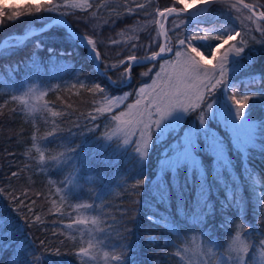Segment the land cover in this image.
Segmentation results:
<instances>
[{"label":"snow or ice","instance_id":"6c2138e0","mask_svg":"<svg viewBox=\"0 0 264 264\" xmlns=\"http://www.w3.org/2000/svg\"><path fill=\"white\" fill-rule=\"evenodd\" d=\"M109 8L108 18L98 26L100 10ZM25 16L34 18L30 23L39 21L40 27L22 36L8 34L0 41V57L16 53L26 42L32 44L27 60L16 62L14 69L9 66L13 75L23 66L27 78L19 82V94L12 101L26 116L35 118L39 113L50 123L45 135L33 136L34 142H41L34 143L35 154L30 149L28 153L42 172L54 170L49 175L59 177L49 181V192L54 191L49 212L67 215L70 222L64 227L79 231L81 242L74 247L79 249L80 264H91L99 255L98 248L109 247L105 237L110 240L113 232L118 235L117 225L136 211L121 209L118 221L115 215L109 219L102 202L69 203L80 201L85 187L92 191L99 179L91 174L87 146L76 142L86 134L96 136L91 158L111 148L106 160L117 163L123 158L129 165L133 194L148 196L143 203H134L146 210L149 222L162 225L178 238L176 264H194L193 257L195 264H205V256L214 264H264V232L254 239V229L246 227L242 215L241 223L227 216L229 209L243 214L248 207L264 215V186L248 163L257 148L264 158V120L250 118L257 103L264 104V0H170L163 6L159 0H123L118 7L106 0H26L22 9L9 10L0 3V30ZM117 28L115 37L106 35ZM43 33L58 37L55 43L61 50L55 46L45 49L36 38ZM123 35L130 38L121 40ZM76 48L86 51L84 64L89 71L77 69L68 59ZM45 51L48 68L40 59ZM48 72L61 73L59 79L67 76L72 82L54 88L49 85L45 90L42 85ZM138 75L147 80L130 90ZM65 90L90 98L83 101L88 110L79 113L83 122L70 120L66 133L61 125L70 119L68 110L77 109L68 104L57 111L47 102L36 103L50 91ZM132 97L134 102H129ZM220 125L231 133L230 140L214 130ZM52 144L56 147L49 151ZM230 153L241 159L243 179L234 171ZM150 167L155 168V179L146 178L145 169ZM11 175L18 177L19 173ZM221 192L223 199L217 205L212 196ZM173 195L185 221L183 228L159 211L160 205L171 207ZM0 196L12 201L13 212L24 213L19 219L25 225L44 223L33 211L36 201L26 203L27 192L17 196L0 187ZM65 205L71 211L66 212ZM214 216L222 217L219 227L209 228V218ZM123 227L127 230L126 224ZM8 231L19 234L13 264H46L44 253L26 242L19 220H4L0 214V237ZM222 235L230 241L221 243ZM68 239L75 241L76 237ZM126 241L127 236H121L119 243L111 245L118 251L103 253L110 264H129L131 245ZM154 242L153 238L147 241ZM46 244L40 241L44 251ZM54 254L60 255L59 249Z\"/></svg>","mask_w":264,"mask_h":264},{"label":"trees","instance_id":"16d2710c","mask_svg":"<svg viewBox=\"0 0 264 264\" xmlns=\"http://www.w3.org/2000/svg\"><path fill=\"white\" fill-rule=\"evenodd\" d=\"M123 0H106V3L112 7H118ZM144 2V0H141ZM170 0H159L161 6L169 3ZM6 9H22V6H5ZM111 11L109 9H101L98 21L102 24L105 19L108 18V13ZM114 14V13H113ZM32 17H22L20 20L16 21L14 24H10L8 27L0 30V41L5 39L8 34L22 36L25 31L33 30L40 27V22L30 23L33 21ZM129 19V18H125ZM116 23H119L117 21ZM129 23L132 20L129 19ZM123 26V25H122ZM119 28L111 33H106V35L116 36L119 32ZM37 39L41 40L44 44L45 49L49 46H55L59 51L61 46L55 43L58 37L48 35L46 33L38 34ZM130 36L123 35L120 37L121 40L129 39ZM259 48V45L255 46ZM32 50L31 42H26L22 46L21 50L16 53H5L4 56L0 57V187L15 191L17 196L21 195V192H27L28 198H26V203L31 205V201L35 200L36 203L32 205L33 211L41 215L44 223L36 224L34 227H29L24 224L22 219H19L24 213L19 215L13 212L14 204L10 201L7 196H0V214H3V219L6 220L8 217H14L19 220V223L23 226V237L26 239L28 245L32 248L40 249L44 253L46 264H80V257L76 255L79 251L78 247H74L75 243L80 241V233L75 228L66 229L65 224L69 223V217L58 216L54 213H50L51 208V198L54 197V191L49 192V181L52 179H58L59 177L49 175V172L54 170L41 171L39 167L35 166V161L30 158L28 150H31L32 154H35L34 143L40 144L39 140L33 141V136H43L50 128V123H45V117L42 114L37 113L36 117H28L23 111H21L20 105L12 101L13 95H18L19 92L16 88L20 87L19 82L27 78L24 76V69L21 66V70L16 72L15 75L9 70L15 68L16 62L20 60H27L29 53ZM73 51V58L68 59L75 65L77 69L83 67L84 71H89L87 65L84 64L87 53L81 48H76ZM257 57L260 56L259 52L254 53ZM40 59L46 68L50 67L49 57L45 52H41ZM264 62V61H262ZM139 71H144L143 68ZM61 73L53 74L48 72L44 77V82L42 87L46 90L49 85L53 88L57 84L64 85L65 83L72 82L67 76L64 79H59ZM147 78H142L139 75L133 81L130 86V90L136 89L141 86ZM150 82V81H149ZM253 87L258 86L252 85ZM73 92L75 90H72ZM90 99L86 95L84 97H76L69 91L54 92L50 91L49 94L40 101H36L38 104H43L47 102L49 106H54L55 110L59 111L65 108L66 105L72 104L73 108L77 109L76 112L69 111L70 119H65L62 128L67 129L71 126L70 120L81 119L79 116L80 112H85L88 110V104L83 101ZM129 102H134V97L130 98ZM250 118L256 122L264 120V104L257 103L256 108L250 114ZM39 129V131H37ZM222 135H227L229 140L231 139V134L227 129H224L220 125L217 129ZM81 141L87 146L90 156V168L91 174L97 176L99 179L93 186V190L89 191L85 187L84 191L81 193L80 201H69V203L76 202H92L99 205L101 202L106 205L105 211L111 215H115L117 220L120 219L121 209H136L132 212L131 216H126L124 220L117 225L119 228V234L113 232L111 239L105 240L108 242L109 247L98 248L97 252L99 255L91 264H110L103 253L105 251H118L116 248H111V245H115L120 242L121 236H127L126 243L131 245L130 256L131 259L129 264H176L177 257L174 256L175 247L174 245L178 243V238L175 233L170 232L168 229L164 228L162 225H157L153 222H149L146 219V210L136 205L134 201H141L143 203L148 199L147 194L144 195H134L131 187V177L132 172L129 171V165L121 158L117 163H110L105 157L108 152H111V148L107 152L98 154L95 158H91L92 149L95 148L96 136L92 134H86L77 138L76 142L79 144ZM55 144L50 145L49 151L55 149ZM236 167L234 171L243 179L242 175V163L241 159L235 154L230 153ZM38 159V156H37ZM129 159H132L131 154H129ZM152 163H156V152L152 154ZM248 163L253 169L254 175L261 178V185L264 186V158L260 155V149L257 148L253 150L248 157ZM27 165V167H26ZM19 173L18 177H12V172ZM146 178L155 179V168L150 167L145 169ZM181 182L183 181V172L180 174ZM128 180V184H122V180ZM38 193H43V195H38ZM58 199V197H56ZM223 199V193L221 192L219 196L213 194L212 201L217 203L218 200ZM249 201L251 202V197L249 196ZM159 211L164 215L168 216L171 221H173L178 228H183L184 218L180 216L176 201L173 195L172 204L170 208H166L164 205H160ZM64 210L66 212L71 211L67 205H65ZM26 211V209H25ZM99 211V209H97ZM187 211V208L185 209ZM31 215V213H29ZM241 215L247 221L246 227L251 226L253 230L252 237L254 239H259L260 234L264 232V224L261 223L264 220V215H259L257 212L253 211L251 207L245 209L243 214H238L234 209H229L227 211V216L230 219L235 220L236 223H241ZM75 216V213H73ZM210 222L208 224L209 228L215 225L219 227L220 220L222 217L214 216L210 217ZM127 225V230L123 225ZM234 227V226H233ZM10 228V226H9ZM231 230V229H230ZM63 232V235L60 233ZM53 233H56L55 235ZM234 234V232H233ZM70 235H74L76 240L73 241L68 239ZM11 237V239H9ZM19 237L18 233L13 231H8L4 237H0V245H3V251H0V264H13L17 259L15 253L19 251L16 247V239ZM153 238L154 243H147V241ZM183 239V236L181 237ZM190 239V237H189ZM45 240L47 244L45 247L47 251L41 248L40 241ZM64 241L61 244V241ZM230 241V237L221 236V243H226ZM86 246V245H85ZM59 249L60 255H55V251ZM205 264H214V261L210 257H203ZM193 262L195 264V257H193Z\"/></svg>","mask_w":264,"mask_h":264},{"label":"rangeland","instance_id":"374dc122","mask_svg":"<svg viewBox=\"0 0 264 264\" xmlns=\"http://www.w3.org/2000/svg\"><path fill=\"white\" fill-rule=\"evenodd\" d=\"M0 3H3V5H5V6H22V5H25L26 0H0ZM36 29H38V28H35L33 30H36ZM214 130H217V129H214ZM219 134H221V133H219Z\"/></svg>","mask_w":264,"mask_h":264}]
</instances>
